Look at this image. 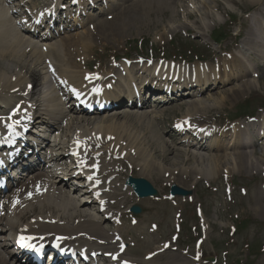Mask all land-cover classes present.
I'll list each match as a JSON object with an SVG mask.
<instances>
[{
    "label": "bare ground",
    "instance_id": "bare-ground-1",
    "mask_svg": "<svg viewBox=\"0 0 264 264\" xmlns=\"http://www.w3.org/2000/svg\"><path fill=\"white\" fill-rule=\"evenodd\" d=\"M225 1H228L233 6L242 9L243 11H247L248 6L258 7V5L262 2V0ZM168 2L170 3L171 0H136L133 1V3L132 0H129L125 3L127 7L126 5L123 8L122 6H120L118 7V9L111 11L112 14L113 12H116V14L113 15L114 22H109V20H107L108 18L106 20H101L98 24L97 33L96 30H94L92 31L91 36L88 37H93V39L86 40L82 38V41L83 43H87L88 45H90L91 43L88 42L100 39L98 37V34H100L101 37L104 38L105 36H108L110 31L122 33V31H124L128 27V23L132 21L126 19L127 15L129 17L133 15H136L135 17H138L142 12L147 13L156 10L157 7L161 8V6L165 4L168 5ZM212 2L216 4L218 10H225L223 1L212 0ZM162 3L164 4L161 5ZM261 7V15L264 16V5H262ZM187 14L188 13L184 15V22H187ZM122 20L123 22H121ZM255 28L256 24H253L249 29L252 32ZM168 29L174 30V28L172 27H168ZM187 29L191 32H196L197 29L205 31V28L202 25H200L199 28L187 27ZM262 29H264V27ZM94 37H96V39ZM262 38L264 39V36ZM108 40L109 39H105L103 42L107 43ZM111 43L113 46L118 45V41L116 40H112ZM256 44L258 45L259 43ZM48 49V53L43 54L42 50L37 47V44L25 40L24 36L21 35L15 28L14 16H11L7 12L6 8L4 7L3 0H0V91H11L17 87H20L24 82L22 80L27 76H35L34 70L32 69L33 66L28 65V63L33 62L32 64L34 65L36 63H40L41 59L44 62L46 59L51 58V54L53 56V59H55V63L57 60V63L60 64V70L62 71V75L60 76L67 77L71 84L79 85L83 89L88 86L91 79H94L98 76L84 75L85 72L80 73L79 71L75 70L79 69V67L73 64L72 60L67 56V54H77L76 52L70 51L69 53H66L65 49H63L62 51L61 48L57 49L54 46ZM89 49L91 48L89 47ZM34 60L36 61L34 62ZM82 61L86 62V58L82 59ZM67 64H72L74 65V67L69 68ZM263 75L264 72L262 76ZM199 76L201 78V75ZM13 78H15V80H13ZM46 78H48L47 75H43L44 88L39 95L41 101L45 102L46 104L49 102V108H46L44 111H49L50 114H54L56 118H51L53 120L62 117L64 119L65 116L62 112V109L59 111L58 107L56 106L57 104L56 99L54 98V91L49 86ZM12 81L15 82L13 83ZM27 83L30 82H25L24 87H26ZM259 85L260 87L264 88V83L261 82V78L258 80V82H256V80L247 82L245 81L242 83L233 82L232 88H225L223 89V91L214 94L213 96L209 97V101L205 102L203 101V99L199 98L195 102L191 103L190 107L187 109L186 115L182 120L186 122L191 116L192 111L195 112L196 117L199 116L202 118H208L211 114H214L217 111L214 108H220L227 103L233 104L239 100H242L248 94L253 93L255 88ZM218 94L219 96H223L219 97L220 99H218L216 98ZM16 96H18V93H13L10 97H8V100H10L9 102H11L12 99H14V97ZM208 104H210V106ZM164 114L165 112L163 110L155 112L154 116H152L151 119H153L154 122H157L158 125L160 117L164 116ZM143 116L144 117H131L130 115H125L122 117L125 121L133 119V123L131 121H129L128 123L132 125L134 124L136 119H138V125H136L135 127V129H138L137 133L133 131L129 132L127 130L117 129L119 117L115 119L114 123L108 122L109 119L105 118L98 119L95 117H77L72 121V123L78 127L75 130V132L78 130L77 133L79 134V136L77 137L78 139L76 140H85L89 146V149L85 152L86 154H88L89 158H94L97 154L108 155L111 150L118 156H122L125 151L124 147H122L121 145L111 147L112 144L115 145L116 140L114 139L112 143L109 139L103 138V136L109 137L113 134L117 137L118 143L116 145L120 144V141L126 140L129 144V148H136V155L134 156V158H132V160L136 164V167L139 166L141 168V176L150 177L158 175L160 177L158 178L159 180H164L165 182H175L179 186H181L180 181H195L198 183L200 182V177L215 181L216 179H218L219 172H221L223 175L225 174V170H227L226 173L229 176L234 177L236 172H246L248 174L251 172L257 173L259 168L262 169V167H264V154H262V156H256L254 154L257 151L256 148H254V150L250 148V153H236V150L234 149L235 147H238L237 145L223 144V146L234 147L230 149L234 152L228 154V157L218 156L217 158H207L202 154L183 152L177 146L169 145L157 131H154V125L147 124L148 120L145 118V115ZM57 130L58 129H56L55 131ZM145 131L148 132L147 135ZM96 135H100L101 139L97 140ZM135 135L136 137L140 136L138 143L134 141ZM102 142L109 144L107 148L96 149L95 146ZM260 150L262 153H264V149ZM181 162H186V164H182ZM168 173L169 178L165 180L166 174ZM41 178V176H37L36 180H39ZM62 195L63 194L56 196L55 193L53 195L49 193L47 196L41 195L35 199L27 201V203H34L30 204L28 208L33 207L32 209H34L36 207H39L46 211L44 209V207H46V209L49 211V213L45 212L43 214H38L36 218H54L58 221L64 222L61 226H59L58 224H37L40 227L39 231L58 232L70 236H74L79 233L90 234L94 226L97 230L101 231L100 228H97L98 226H100L98 219L95 221L94 216H91L87 212V210L82 207L85 206L83 203L70 202ZM147 201L149 202L150 200ZM254 205L255 206L252 207L251 212L257 213V216L264 218V204H262V201L257 200ZM18 213L19 217H22L24 215L23 212ZM52 213H54L55 215L52 216ZM83 218H86V220H83L82 222L81 219ZM76 219L80 220L79 224L77 225L74 224ZM6 225V227H8L6 232H12L18 228V224L14 220L6 222ZM3 231L4 229H1V232ZM99 231H97V233H100ZM102 235L105 237H100V239L106 240V234ZM7 241L9 242V239ZM109 246L110 248H114L111 245ZM2 250L3 245L0 243V264L3 263L4 258ZM159 256L161 259L164 257L162 255ZM125 262L126 260L123 261V263ZM135 262H140L143 264L145 263L143 259ZM151 263L158 264V257H155L153 261H151Z\"/></svg>",
    "mask_w": 264,
    "mask_h": 264
},
{
    "label": "rangeland",
    "instance_id": "rangeland-1",
    "mask_svg": "<svg viewBox=\"0 0 264 264\" xmlns=\"http://www.w3.org/2000/svg\"><path fill=\"white\" fill-rule=\"evenodd\" d=\"M220 1L225 2V0H220ZM163 4L164 3H162L161 5ZM227 4L228 2L226 3V5ZM214 5L215 3H213L212 0H171L170 3L168 2V5L165 4L161 6V8L157 7L156 10H153L147 13L142 12L141 14H139L138 17H135L136 15H133L130 17L127 15L126 19H129V21L131 20L132 21L128 23V27L124 31H122V33H118L116 31H110L108 36H105L104 38H102L100 34H98V37L100 39L97 40L96 37H94L96 40L92 41L93 42L92 47L95 48L98 53L97 55H94L95 53H92V54L89 53L88 55H90V60L91 61H101L103 64V67H106L107 63H110V58L113 56L121 57L120 55H125L128 53H130L129 55L132 56L141 51L145 52L146 48L150 52L151 51L150 48L153 47L154 49L157 50L156 52L157 57L168 55L171 57L175 56L177 58H182V57L189 58L193 61L197 58L196 55L200 49H199V46L195 44L196 40H193L192 38H188V41H191L192 44L185 45L181 41V34L182 33L189 34L187 32H190L188 29L184 30L185 29V25L183 23L184 15L190 12L196 13L195 19L191 20V18L188 19V17H186V19L189 23L195 22L196 27H199L201 24L204 27H206L205 29L206 31L203 32L204 34L206 33L209 36H212L214 35V31L216 30L224 33V30L225 31L228 30L229 27H226L225 29L224 28L219 29V25L225 19L227 20L226 16L228 14H225L224 10H218V9L215 10ZM227 8L231 9L229 5H227ZM114 14H116V12ZM218 14L220 15V17L218 16V23H216L215 20L217 19ZM110 16H112V14ZM109 22H114V18L109 20ZM121 22H123V20ZM215 24H218L217 26L218 28L215 27ZM168 27H172V28L178 27V28H176L175 30H171V29H168ZM90 32H91V29L88 32H86V36L90 35ZM78 38L79 37L77 36L72 37L70 41H68L67 43L68 44L77 43ZM105 39H109L107 43L103 42ZM112 40L118 41V45L113 46L111 43ZM140 41H143L144 43L149 44V45H146L144 48H141L140 50H138V46L136 43ZM153 44H156L157 46H154ZM163 47L165 49H163ZM67 56L71 58L73 63L77 57L76 54H67ZM261 82L264 83V75L261 78ZM261 88L262 87H260L259 85V89ZM261 92H264V88ZM217 96L218 97L216 98L219 99V97L223 95L219 96L218 94ZM261 96L264 97V94H261ZM205 100L208 101V99H205ZM254 103L264 105V99L260 97H256V98L253 97L252 101L247 106H251L252 108L255 106ZM231 104L232 103H227L228 106H230ZM189 107L190 106L181 107L176 112H173V114L175 115L185 114ZM220 108H222V106ZM232 108L234 107H229L228 110L223 111V112L222 110H217L214 113L215 115L211 114L212 115L211 117L223 119L227 114L230 113L229 109H232ZM239 108L240 106L238 108L233 109L231 111V114L234 112H237ZM149 122L150 121L148 120L147 123ZM125 130L129 131L128 128H125ZM165 141H168V140L165 139ZM181 163L186 164V162H181ZM158 177H159L158 175H154V176L148 177V179L151 180L153 183L157 184L158 182H160L158 181ZM252 203H253V200L250 201L249 208L252 206ZM251 209L252 207L250 208V211ZM250 213L253 214L254 217L258 215L257 213H254V212H250ZM211 216H214V214H212ZM212 221L214 222L213 223L214 225H217L219 220L218 218L213 217ZM187 234L193 236V232L190 229V227H188L187 229ZM224 234L225 232L224 233H220V231L217 232L214 226L209 227L208 239L206 243L209 248L213 246L216 249L217 254H221L222 252L224 251L226 252L228 250H232V251L234 250L237 253H240L241 248L244 250V253H246L248 250H250V246H253V244H259L260 248H264V241L260 237H258L256 241H247L244 239L243 235L235 237L236 238L235 242L233 241L232 243H229V241H226L227 243H229L228 245L219 246L216 243L215 239L219 235L221 237L223 236V238L226 239L227 236ZM261 236L264 239V233H262ZM137 244L138 245L136 249L134 250L133 254L143 255V252L147 251L146 249H148L149 246L146 247V245L143 242L139 241V238H137ZM228 253H229L228 257L232 256L230 254L231 252H228ZM236 255L237 257L231 258L230 260L228 259L227 264H240L241 262L240 257H239L240 255L239 254H236ZM220 257L222 258L221 255ZM263 262H264V259L261 261H257L255 259L249 260L250 264H263Z\"/></svg>",
    "mask_w": 264,
    "mask_h": 264
},
{
    "label": "snow or ice",
    "instance_id": "snow-or-ice-1",
    "mask_svg": "<svg viewBox=\"0 0 264 264\" xmlns=\"http://www.w3.org/2000/svg\"><path fill=\"white\" fill-rule=\"evenodd\" d=\"M73 91H75V90H73ZM77 95H79V93H77ZM13 115H15V113H13ZM0 122L4 123L5 128H7L9 131H15L16 125L19 124V120H14L12 118V115L8 116L7 120H5V118H3V117H0ZM178 127H179V125H178ZM81 163L83 164L84 161H81ZM93 167H96V165H93ZM88 179L92 180L93 177L89 176ZM97 183H99V181H97ZM30 239H31L30 237H23V236L20 237L22 245L24 244V242H26L27 240H30ZM27 246L32 247L31 244H28ZM121 247H123V246H121ZM113 259H116V257L113 256ZM196 259H199V257L197 256Z\"/></svg>",
    "mask_w": 264,
    "mask_h": 264
}]
</instances>
